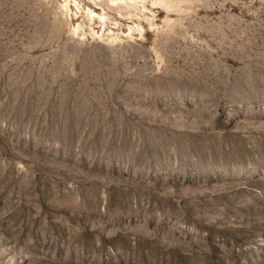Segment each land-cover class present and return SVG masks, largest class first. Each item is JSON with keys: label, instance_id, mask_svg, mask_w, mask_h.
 <instances>
[{"label": "rangeland", "instance_id": "1", "mask_svg": "<svg viewBox=\"0 0 264 264\" xmlns=\"http://www.w3.org/2000/svg\"><path fill=\"white\" fill-rule=\"evenodd\" d=\"M0 264H264V0H0Z\"/></svg>", "mask_w": 264, "mask_h": 264}, {"label": "bare ground", "instance_id": "2", "mask_svg": "<svg viewBox=\"0 0 264 264\" xmlns=\"http://www.w3.org/2000/svg\"><path fill=\"white\" fill-rule=\"evenodd\" d=\"M91 13H92V16H93V17H95V16H96V14H95V13H93V11H92ZM100 17L102 18V15H100Z\"/></svg>", "mask_w": 264, "mask_h": 264}]
</instances>
